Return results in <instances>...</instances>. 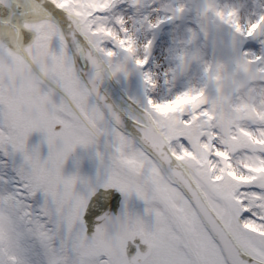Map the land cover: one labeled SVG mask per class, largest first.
I'll return each mask as SVG.
<instances>
[{"label": "snow or ice", "instance_id": "snow-or-ice-1", "mask_svg": "<svg viewBox=\"0 0 264 264\" xmlns=\"http://www.w3.org/2000/svg\"><path fill=\"white\" fill-rule=\"evenodd\" d=\"M120 2L51 0L25 21L30 43L0 47V60L41 76L42 59L58 69L39 87L0 80V163L15 161L0 175V264H264V108L234 110L222 132L205 90L146 91L129 116L137 133L124 130L100 102L105 74L131 75L134 63L146 90L158 79L145 69L153 41L139 44ZM220 14L245 38L264 37V15L244 25ZM37 130L46 157L29 143ZM102 137L96 176L65 175L76 148Z\"/></svg>", "mask_w": 264, "mask_h": 264}, {"label": "rangeland", "instance_id": "rangeland-1", "mask_svg": "<svg viewBox=\"0 0 264 264\" xmlns=\"http://www.w3.org/2000/svg\"><path fill=\"white\" fill-rule=\"evenodd\" d=\"M185 1L186 9L179 12L180 5L185 4ZM8 2L9 0H0V14L7 12ZM16 2L22 4L24 0ZM233 8H238L241 13L245 12L246 21L243 24L247 25L261 15L262 4L260 0H215L209 13L211 22L206 25L198 18L192 0H155L154 10H164L163 15L170 11L186 14L165 31L161 39H152L153 48L149 60L153 65L150 68L155 70L158 85L155 89H148L147 94L166 98L186 89L205 88L207 95L216 102V123L222 132L227 131L225 124L230 121L234 110L264 108V64L260 63L262 57L259 54L264 52V37L253 42L244 39L225 16L220 14L232 13ZM134 31L141 46L147 42V33L138 29ZM250 48L255 52L251 51L250 56L243 54V57L241 52ZM156 49L157 52L154 53ZM212 52L214 64L209 57ZM192 53L198 54V61L187 73H177L174 66ZM153 55L157 56L154 62L151 61ZM246 60L249 63L245 62ZM16 66L20 67V64ZM45 71L50 78L55 75L51 66H45ZM142 71L143 69H139L135 78H142ZM117 78L131 96L141 100V86L138 85L137 79L132 80L131 76L125 77L122 73L117 74ZM41 134V131H34L29 138L30 145L38 144ZM43 156L46 157V154ZM95 156L96 152L94 155L90 154L92 160ZM9 163L7 166L0 163V175H8L11 172L15 161L9 160ZM63 170L65 175H72L79 173L81 168L75 163Z\"/></svg>", "mask_w": 264, "mask_h": 264}, {"label": "flooded vegetation", "instance_id": "flooded-vegetation-1", "mask_svg": "<svg viewBox=\"0 0 264 264\" xmlns=\"http://www.w3.org/2000/svg\"><path fill=\"white\" fill-rule=\"evenodd\" d=\"M145 13H147V12H145ZM34 37H35V32L32 31L31 35L27 39L24 40L25 44L30 43L32 41V39H34ZM2 62H4V69L5 70L11 69L12 67L14 68V72H13L12 76H10V75L9 76L11 77L12 81L17 83V86H19V88H25V87H29V86H34L35 85L34 84V80L38 79V78H37V76H35V74L33 72L28 71V68H27L26 65H22V68L18 70V69H16L14 67L15 64L8 63L6 59H3V61L0 60V64ZM47 65L52 66L53 69L58 71V69L54 65L50 64L49 61L46 58L42 59L41 60L42 68H44ZM2 78L4 80V83H7L8 77L7 76H2ZM100 166H99V168H100ZM87 168H88V166H86V173H85L84 177H95L97 172H98V170H99V168H95V169L89 170L88 173H87Z\"/></svg>", "mask_w": 264, "mask_h": 264}, {"label": "water", "instance_id": "water-1", "mask_svg": "<svg viewBox=\"0 0 264 264\" xmlns=\"http://www.w3.org/2000/svg\"><path fill=\"white\" fill-rule=\"evenodd\" d=\"M38 2H41L43 5H45L47 8L51 9L52 4L47 1V0H36ZM207 10V7H206ZM206 10H202V15L205 16V12ZM99 91L101 93V95L103 96V100L100 101L102 104H106V105H111L112 109H114L116 112L120 113L123 117H124V127L128 128L129 130H131L134 134L137 133V130L134 126V122H132L129 118H127L115 105L114 103L111 101L110 97L108 96V94L103 90V88L101 87V85L99 86Z\"/></svg>", "mask_w": 264, "mask_h": 264}, {"label": "bare ground", "instance_id": "bare-ground-1", "mask_svg": "<svg viewBox=\"0 0 264 264\" xmlns=\"http://www.w3.org/2000/svg\"><path fill=\"white\" fill-rule=\"evenodd\" d=\"M235 13V18L239 19L240 21H242L243 23H245L246 19H245V12L242 11V13L240 12V10L238 8H233L232 13ZM155 73V72H154Z\"/></svg>", "mask_w": 264, "mask_h": 264}]
</instances>
